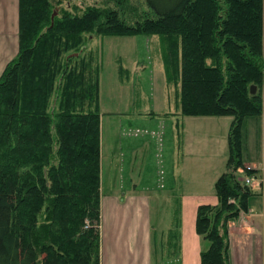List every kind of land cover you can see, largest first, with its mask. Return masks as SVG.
Returning a JSON list of instances; mask_svg holds the SVG:
<instances>
[{
	"label": "trees",
	"instance_id": "trees-1",
	"mask_svg": "<svg viewBox=\"0 0 264 264\" xmlns=\"http://www.w3.org/2000/svg\"><path fill=\"white\" fill-rule=\"evenodd\" d=\"M143 1L152 16L129 24L109 5L53 16L60 0H18V52L0 75V264H99V63L83 53L91 31L167 36L180 114L232 117L218 202L198 205L195 218L208 243L200 264H229L227 223L254 195L235 171L245 169L242 123L263 112L262 0Z\"/></svg>",
	"mask_w": 264,
	"mask_h": 264
},
{
	"label": "crops",
	"instance_id": "crops-1",
	"mask_svg": "<svg viewBox=\"0 0 264 264\" xmlns=\"http://www.w3.org/2000/svg\"><path fill=\"white\" fill-rule=\"evenodd\" d=\"M262 12L263 19L264 0ZM17 34L18 0H0V75L18 52ZM123 71L129 81L131 72L127 68ZM110 114L113 119L109 124L113 125H109L106 144V191L101 181L104 152L100 128L99 264H200V253L208 243L195 231L196 210L202 203L218 202L213 187L218 176L226 171L222 163L225 146L212 152L217 135L194 126L185 131V117L189 118L186 122L190 125L191 120L206 116L163 112L156 117L153 111ZM262 117V160L257 164H243L252 166L256 174L264 177V99ZM152 121L156 122L152 124ZM146 127L150 128L149 132L141 134ZM227 133L222 135L225 143ZM149 134L158 143L154 144L156 153L143 164L146 158L143 156L139 162L142 156L139 154L143 146L152 144ZM139 165L143 166V172L136 171ZM148 165L154 167H151L152 176L146 175ZM243 169L240 171L245 173ZM141 181L145 182L144 186L138 185ZM251 188L254 195L249 199L248 210L227 223L229 264H264V191ZM152 199L159 206L168 205L163 199L173 200L174 213L180 214L179 223L175 218L163 223L162 216L152 223ZM169 229L175 230L174 237L169 238Z\"/></svg>",
	"mask_w": 264,
	"mask_h": 264
},
{
	"label": "rangeland",
	"instance_id": "rangeland-1",
	"mask_svg": "<svg viewBox=\"0 0 264 264\" xmlns=\"http://www.w3.org/2000/svg\"><path fill=\"white\" fill-rule=\"evenodd\" d=\"M56 1L57 0H54V3ZM87 5H109L114 7L118 9L119 16L123 17L129 24H133L136 20H142L145 17L152 16L147 4L143 0H60L59 5H55L56 11H54L53 16L57 13L59 8L70 11L72 14H80ZM263 25L264 17L262 20V30L264 32ZM83 39V43L85 45L83 52L84 55L87 56L86 54L88 52H93L97 56V63H99L100 128L102 137V152H104V158L101 161V181L104 191H106L108 189L106 144L109 133V125H113L109 124V121H111L110 119H113V116L110 113L126 112L131 114L143 112L146 114L153 111L157 117V114H160L161 116L163 112H180V83L179 80L177 82H175L177 79L174 80L176 75L174 74V65H172V48L174 44L167 36L155 34L103 36L96 31H91L83 33ZM262 43V59L264 63V38H262ZM166 46L170 47V50L167 53V56L169 57L167 61L165 60ZM169 60L170 62H168ZM10 61H8L6 65ZM165 62H167L170 67V73L172 75L171 80H169L165 74ZM123 68H127L131 72V76H128L129 81L124 78L125 72L123 71ZM262 98L264 99V73L262 79ZM262 118V114L259 116H249L246 117L242 123V161L244 164H257L262 160V135L260 130ZM115 119L116 121H119V118ZM155 119L157 118H154L153 120ZM182 119L183 118H179L180 121H182ZM188 119L189 118L186 117L184 118L183 124L185 131L187 130L186 128L190 129L194 126V128H198V130L210 132L212 135H217V144H213L211 150L212 152H218L220 146H225L226 155L222 163H224V170H226L228 144L227 140L226 143L222 140V135L227 133L232 117H199L195 120H191L192 122L190 125L186 122ZM155 122L156 121H152L151 123L154 124ZM149 130V127H146V129L142 128L141 134H143V131L149 132ZM150 134L149 139L152 144L149 142L147 146H143L139 154L142 155L139 156V162L143 160V156L146 158L143 160V164L144 161L149 162L151 156L156 153L154 150V144L158 143V141L154 136H150ZM138 161L137 163H139ZM142 167V165H139V168H137L136 171H138V169H142L143 172ZM151 167L153 166L148 165L146 175H153L154 167ZM240 170L241 168H238L235 171L236 177H245L246 173ZM134 173L137 174L135 171ZM133 176L136 177L138 175ZM138 185L144 186L145 182L141 181ZM151 188L153 191L152 195L155 196L156 191L154 190V185H152ZM253 188L256 190L259 189L258 185L253 186ZM213 191L215 194L214 187ZM152 200V223H155L159 216H162L163 223L172 222L175 218V206L173 205V200L170 201L169 199H163L168 203L167 206H159L154 199ZM176 218H180L179 213L176 215Z\"/></svg>",
	"mask_w": 264,
	"mask_h": 264
},
{
	"label": "built area",
	"instance_id": "built-area-1",
	"mask_svg": "<svg viewBox=\"0 0 264 264\" xmlns=\"http://www.w3.org/2000/svg\"><path fill=\"white\" fill-rule=\"evenodd\" d=\"M251 169H254L252 166H245V171H249ZM245 172V173H246ZM240 181H242L244 184L253 187L255 185H258V188H260L262 191H264V177L259 176L256 173H251V174H245V177L243 178H237Z\"/></svg>",
	"mask_w": 264,
	"mask_h": 264
},
{
	"label": "water",
	"instance_id": "water-1",
	"mask_svg": "<svg viewBox=\"0 0 264 264\" xmlns=\"http://www.w3.org/2000/svg\"><path fill=\"white\" fill-rule=\"evenodd\" d=\"M256 91V87L254 86V85H252L251 87H250V92L251 93H254Z\"/></svg>",
	"mask_w": 264,
	"mask_h": 264
},
{
	"label": "bare ground",
	"instance_id": "bare-ground-1",
	"mask_svg": "<svg viewBox=\"0 0 264 264\" xmlns=\"http://www.w3.org/2000/svg\"><path fill=\"white\" fill-rule=\"evenodd\" d=\"M251 172V171H250ZM249 173V172H248ZM242 183V182H241Z\"/></svg>",
	"mask_w": 264,
	"mask_h": 264
}]
</instances>
